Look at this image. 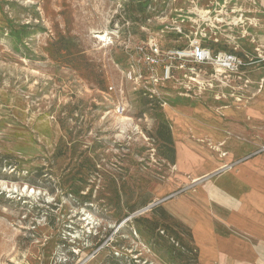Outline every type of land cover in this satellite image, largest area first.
<instances>
[{
    "label": "rangeland",
    "instance_id": "obj_1",
    "mask_svg": "<svg viewBox=\"0 0 264 264\" xmlns=\"http://www.w3.org/2000/svg\"><path fill=\"white\" fill-rule=\"evenodd\" d=\"M245 204L264 217V0H0V264H264Z\"/></svg>",
    "mask_w": 264,
    "mask_h": 264
},
{
    "label": "built area",
    "instance_id": "obj_2",
    "mask_svg": "<svg viewBox=\"0 0 264 264\" xmlns=\"http://www.w3.org/2000/svg\"><path fill=\"white\" fill-rule=\"evenodd\" d=\"M177 56L182 62L190 61L198 66H212L213 70L219 75L236 74L245 65L243 58L233 52H211L209 48L203 47L200 44H195L188 50L178 52ZM168 73L169 70L167 68L166 75H168Z\"/></svg>",
    "mask_w": 264,
    "mask_h": 264
},
{
    "label": "trees",
    "instance_id": "obj_3",
    "mask_svg": "<svg viewBox=\"0 0 264 264\" xmlns=\"http://www.w3.org/2000/svg\"><path fill=\"white\" fill-rule=\"evenodd\" d=\"M166 139L170 141V138H166ZM133 220H138V217H133ZM151 226L153 228H156L159 226V224H158V222H151ZM161 226H162L163 233L162 234L157 233V235L160 238L173 236L175 239H179L180 240L179 242H181V237L178 235V233L176 231L168 230V226L166 224H161ZM178 227L180 228L181 231H183V233H185V235L188 237L189 241L192 242V235H191L189 228L184 226L181 222L180 223L178 222ZM121 239L122 238H121L120 228L117 229L115 232H112V230H108L106 232V234L104 235V237L100 238L98 240V242L96 243V247L101 245L102 248H107L109 250L114 246H119L121 244ZM181 245L183 247H185L186 250L187 249H194L195 250V248H196L194 245L187 246V244L182 243V242H181ZM109 258H110L109 262L111 264H120V262L118 260V256L116 254H114L113 251L109 252ZM194 258H195L196 264H199L197 262V257H194ZM134 259H136V258H129L126 261L128 262V264H137V261ZM137 259L140 260V258H137ZM143 264H150V263L145 261Z\"/></svg>",
    "mask_w": 264,
    "mask_h": 264
},
{
    "label": "crops",
    "instance_id": "obj_4",
    "mask_svg": "<svg viewBox=\"0 0 264 264\" xmlns=\"http://www.w3.org/2000/svg\"><path fill=\"white\" fill-rule=\"evenodd\" d=\"M235 75V74H232ZM236 75H243L242 71H239L236 73ZM226 76V75H225ZM231 76V75H230ZM244 210L241 208V211H243V217L241 218L240 215L237 213L234 214V219L238 220V222L243 223L245 226H253L256 225V221H259L260 226L264 223V217L261 215L259 218L254 217L253 209L250 205H244ZM196 218V217H195ZM233 219V220H234ZM192 229H193V235L195 240L200 244V241L203 242L204 240L210 241L212 238V228H211V222L206 219L205 217H202L201 219H193Z\"/></svg>",
    "mask_w": 264,
    "mask_h": 264
},
{
    "label": "water",
    "instance_id": "obj_5",
    "mask_svg": "<svg viewBox=\"0 0 264 264\" xmlns=\"http://www.w3.org/2000/svg\"><path fill=\"white\" fill-rule=\"evenodd\" d=\"M145 208H147V207H145ZM145 208H143V209H145Z\"/></svg>",
    "mask_w": 264,
    "mask_h": 264
},
{
    "label": "bare ground",
    "instance_id": "obj_6",
    "mask_svg": "<svg viewBox=\"0 0 264 264\" xmlns=\"http://www.w3.org/2000/svg\"><path fill=\"white\" fill-rule=\"evenodd\" d=\"M124 118H126V117H124Z\"/></svg>",
    "mask_w": 264,
    "mask_h": 264
}]
</instances>
